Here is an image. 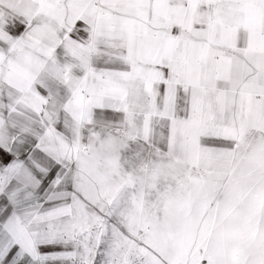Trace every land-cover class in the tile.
<instances>
[{
  "label": "snow or ice",
  "instance_id": "1",
  "mask_svg": "<svg viewBox=\"0 0 264 264\" xmlns=\"http://www.w3.org/2000/svg\"><path fill=\"white\" fill-rule=\"evenodd\" d=\"M0 264H264V0H0Z\"/></svg>",
  "mask_w": 264,
  "mask_h": 264
}]
</instances>
